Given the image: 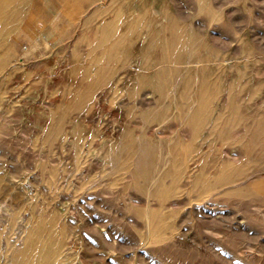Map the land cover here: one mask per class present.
Masks as SVG:
<instances>
[{
  "label": "rangeland",
  "instance_id": "rangeland-1",
  "mask_svg": "<svg viewBox=\"0 0 264 264\" xmlns=\"http://www.w3.org/2000/svg\"><path fill=\"white\" fill-rule=\"evenodd\" d=\"M0 7V264H264V0Z\"/></svg>",
  "mask_w": 264,
  "mask_h": 264
},
{
  "label": "bare ground",
  "instance_id": "bare-ground-1",
  "mask_svg": "<svg viewBox=\"0 0 264 264\" xmlns=\"http://www.w3.org/2000/svg\"><path fill=\"white\" fill-rule=\"evenodd\" d=\"M3 8L2 7H0V13H2V10ZM161 224V223H160ZM160 235H163V234H160ZM164 237V236H163ZM245 264V263H244Z\"/></svg>",
  "mask_w": 264,
  "mask_h": 264
}]
</instances>
